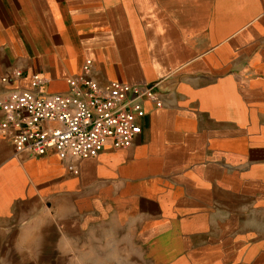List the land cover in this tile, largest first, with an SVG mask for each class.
<instances>
[{
	"label": "crops",
	"instance_id": "crops-1",
	"mask_svg": "<svg viewBox=\"0 0 264 264\" xmlns=\"http://www.w3.org/2000/svg\"><path fill=\"white\" fill-rule=\"evenodd\" d=\"M88 61L100 85L155 88L163 108L145 105L131 148L90 160L0 138L20 191L0 230L140 246L152 264H264V0H0V99L66 94Z\"/></svg>",
	"mask_w": 264,
	"mask_h": 264
},
{
	"label": "built area",
	"instance_id": "built-area-1",
	"mask_svg": "<svg viewBox=\"0 0 264 264\" xmlns=\"http://www.w3.org/2000/svg\"><path fill=\"white\" fill-rule=\"evenodd\" d=\"M91 74L88 61L81 76L68 80L66 94L11 91L0 99V138L12 142L17 156L42 158L53 151L62 161L95 159L107 145L131 148L142 133L145 105L163 108L161 94L118 82L100 85ZM21 77L15 71L1 81L8 84ZM41 86L42 79L34 76L32 87Z\"/></svg>",
	"mask_w": 264,
	"mask_h": 264
},
{
	"label": "rangeland",
	"instance_id": "rangeland-1",
	"mask_svg": "<svg viewBox=\"0 0 264 264\" xmlns=\"http://www.w3.org/2000/svg\"><path fill=\"white\" fill-rule=\"evenodd\" d=\"M1 169L2 167L0 176ZM19 193L18 185L0 177V209L3 208L7 195L18 196ZM15 210L19 211V208ZM43 210L48 211L47 207ZM58 212H65V207H61ZM35 219L36 223L42 222L48 220V215H36ZM33 226L27 225L29 230H0V264H152L145 259L143 247L140 246L136 247V254L131 256L128 253L134 250L133 247L123 244L120 247L101 246L95 239L92 240L91 246H70V241L60 238L56 246L52 245L54 241L51 232L39 230L41 224L35 225L38 226L36 230L32 229ZM44 226L48 228L51 224L46 221Z\"/></svg>",
	"mask_w": 264,
	"mask_h": 264
}]
</instances>
